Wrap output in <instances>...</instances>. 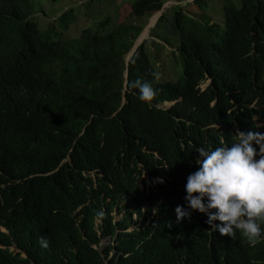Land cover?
<instances>
[{
    "label": "trees",
    "instance_id": "trees-1",
    "mask_svg": "<svg viewBox=\"0 0 264 264\" xmlns=\"http://www.w3.org/2000/svg\"><path fill=\"white\" fill-rule=\"evenodd\" d=\"M166 1L129 3L149 18ZM208 2L163 8L150 35L168 24L182 74L156 80L145 41L125 63L146 23L64 35L74 7L41 29L35 0H0V264H264V239L222 236L191 209L176 223L197 149L264 132V0H221L218 20Z\"/></svg>",
    "mask_w": 264,
    "mask_h": 264
},
{
    "label": "clouds",
    "instance_id": "clouds-1",
    "mask_svg": "<svg viewBox=\"0 0 264 264\" xmlns=\"http://www.w3.org/2000/svg\"><path fill=\"white\" fill-rule=\"evenodd\" d=\"M153 77L158 80L160 74L154 72ZM127 86L138 90L144 103H151L157 95L146 80L136 79ZM197 153L198 168L188 175L185 185L188 207L176 206V223L190 221L189 209L196 210L207 216L205 222L212 231L232 239L239 232L248 245L255 246L264 239V132L237 129L231 146L222 144L214 150L201 147ZM98 215L103 217L104 212ZM116 215V220L121 217ZM110 240L109 236L103 238L101 244ZM38 242L44 249L49 247L44 236Z\"/></svg>",
    "mask_w": 264,
    "mask_h": 264
},
{
    "label": "rangeland",
    "instance_id": "rangeland-1",
    "mask_svg": "<svg viewBox=\"0 0 264 264\" xmlns=\"http://www.w3.org/2000/svg\"><path fill=\"white\" fill-rule=\"evenodd\" d=\"M130 0H35V16L37 23L41 29L47 27L48 23L55 20L64 10L69 7H74L75 21L71 23L64 35L70 34L75 36L84 27H95L101 21H104L107 16H109V25L104 26V29H109L111 26L118 24L120 22L125 23H149L153 24L157 18L154 16L146 17H136L131 13ZM192 0H168L165 2V8H170L174 5H182L188 3ZM222 6L221 0H209L208 5L205 8L206 13L212 18V20H218L220 14V8ZM195 15V14H194ZM195 16H199L198 14ZM145 25V27H146ZM149 29V30H148ZM168 29V24L163 23L161 25L160 31L161 35L159 38L155 39L150 35V28H146L144 35L146 36L144 41L146 42V47L151 55V60H153V54L158 52L157 60L154 59L153 64L160 74L161 79L176 80L182 74V66L180 57L174 56L169 53L170 50L175 49L178 44V40L169 34H166ZM168 41L169 46L165 43ZM159 42V43H157ZM156 51V52H155ZM207 82L202 85L205 87ZM171 102L164 103L165 107H169ZM147 187H155V184L161 182L159 178H149L147 175H143ZM142 187V184H141ZM146 208H144L145 210ZM117 218L119 217L116 215ZM135 218V215H133ZM107 241H103L106 244Z\"/></svg>",
    "mask_w": 264,
    "mask_h": 264
},
{
    "label": "water",
    "instance_id": "water-1",
    "mask_svg": "<svg viewBox=\"0 0 264 264\" xmlns=\"http://www.w3.org/2000/svg\"><path fill=\"white\" fill-rule=\"evenodd\" d=\"M165 7V4L162 6V8H161V10L160 11H158L155 15L157 16V18H156V20H155V22L153 23V24H151L150 23V21H151V19H150V21H149V23L146 25V27L143 29V31L141 32V34L139 35V37L136 39V41L134 42V44H133V46H132V48H131V50L129 51V53H128V55H127V57H126V60H125V63H126V65H127V63H128V60H129V58L132 56V54L135 52V50L137 49V47L144 41V39H145V35L143 34L144 33V31H145V29L146 28H151V27H153L155 24H156V22H157V20H158V18L160 17V15L162 14V12H163V8ZM154 16V15H153ZM152 16V17H153ZM149 30V29H148ZM127 76V72L125 73V77ZM25 255V254H24Z\"/></svg>",
    "mask_w": 264,
    "mask_h": 264
},
{
    "label": "bare ground",
    "instance_id": "bare-ground-1",
    "mask_svg": "<svg viewBox=\"0 0 264 264\" xmlns=\"http://www.w3.org/2000/svg\"><path fill=\"white\" fill-rule=\"evenodd\" d=\"M23 256H25V255L23 254Z\"/></svg>",
    "mask_w": 264,
    "mask_h": 264
}]
</instances>
